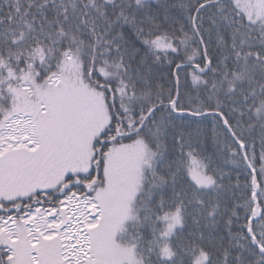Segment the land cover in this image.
I'll return each mask as SVG.
<instances>
[{"label":"snow or ice","instance_id":"1","mask_svg":"<svg viewBox=\"0 0 264 264\" xmlns=\"http://www.w3.org/2000/svg\"><path fill=\"white\" fill-rule=\"evenodd\" d=\"M0 264H264V0H0Z\"/></svg>","mask_w":264,"mask_h":264}]
</instances>
